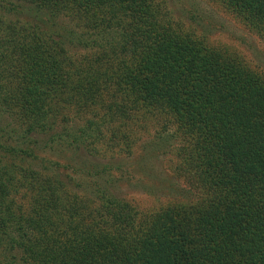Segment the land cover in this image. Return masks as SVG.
<instances>
[{
  "label": "trees",
  "instance_id": "16d2710c",
  "mask_svg": "<svg viewBox=\"0 0 264 264\" xmlns=\"http://www.w3.org/2000/svg\"><path fill=\"white\" fill-rule=\"evenodd\" d=\"M219 1L264 40V0ZM65 110L78 130L54 128ZM1 118L18 142L0 140V264H264V75L163 1L0 0ZM150 121L192 197L142 212L100 186L119 166L96 144L130 153ZM65 146L95 158L40 157Z\"/></svg>",
  "mask_w": 264,
  "mask_h": 264
},
{
  "label": "rangeland",
  "instance_id": "374dc122",
  "mask_svg": "<svg viewBox=\"0 0 264 264\" xmlns=\"http://www.w3.org/2000/svg\"><path fill=\"white\" fill-rule=\"evenodd\" d=\"M159 1L165 3L174 21L181 24L184 31L193 33L210 48L224 49L235 54L256 72L264 75V40L227 10L219 0ZM68 48L75 56L91 52L87 48L84 49L76 45H69ZM65 111L64 114L68 116V120L65 122L59 117L54 128L58 131L63 129L78 130L82 126L83 118L73 115L72 111ZM7 122V119H0V134L4 138L0 140L12 144L17 140L16 136L9 131L11 126H8ZM149 123L147 131L145 128H135L133 133L135 142L130 153L118 150V148L108 149L103 140L96 144L99 149H102L101 154L98 155V161H108L111 164L117 163L119 166L118 169L111 168L109 172L100 177V186L105 189L108 181H110L111 185L114 186L115 193L130 201L142 212L156 210L167 203L188 202L192 197L189 195L179 196L181 194V191L178 190L179 187L189 188L191 182L188 181L187 176H182L176 181L174 169L181 164L176 154L174 152H162L161 150L157 154L152 152L151 149L156 148V146L150 144L149 140L154 137L156 131H160L162 125L156 121H150ZM12 128L15 129V126H12ZM103 128L105 129V127ZM86 136H81L80 139L83 141L89 140ZM11 137L12 139L9 140ZM174 141L176 146L178 138ZM0 155H2L1 151ZM40 157L47 160H59L61 164L69 163L72 159L95 158L83 146H80L77 150L66 146L63 150L57 148L47 149L40 154ZM34 163L40 165V162L36 161ZM36 167L40 168V166ZM66 173L71 174L69 169L66 170ZM63 177L68 181L70 189H79L74 186L76 180H70L65 174ZM169 180L174 182L172 187L166 186ZM89 191L91 190L89 189Z\"/></svg>",
  "mask_w": 264,
  "mask_h": 264
}]
</instances>
